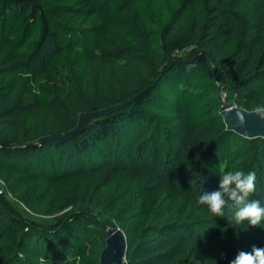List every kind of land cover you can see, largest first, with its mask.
Returning a JSON list of instances; mask_svg holds the SVG:
<instances>
[{
    "label": "trees",
    "instance_id": "1",
    "mask_svg": "<svg viewBox=\"0 0 264 264\" xmlns=\"http://www.w3.org/2000/svg\"><path fill=\"white\" fill-rule=\"evenodd\" d=\"M241 1L0 0V176L7 189L15 194L27 185L37 196L50 186L61 198L46 207L51 214L71 204L68 185L82 192L97 186L112 208L126 207L135 225L166 201L139 241H195L212 250L215 264L264 248V223L228 227L197 202L218 189L223 173L240 170L255 173L249 199L264 206V138L224 129L215 88L217 82L225 101L247 109L243 92L264 89V0L255 21L241 20ZM105 39L133 71L151 76L129 94L94 100L90 70L118 57L99 54ZM194 50L208 57L181 62ZM156 77L70 139L26 145L65 133L78 113L121 103ZM36 129L42 132L34 136ZM101 218L77 207L40 222L0 193V264H98L105 229L113 227ZM135 235L125 238L124 256ZM153 255L132 264H150Z\"/></svg>",
    "mask_w": 264,
    "mask_h": 264
},
{
    "label": "rangeland",
    "instance_id": "2",
    "mask_svg": "<svg viewBox=\"0 0 264 264\" xmlns=\"http://www.w3.org/2000/svg\"><path fill=\"white\" fill-rule=\"evenodd\" d=\"M260 1L261 0H243L240 2L239 10L242 12H240L241 20L246 19L248 21H255L259 17L261 14L259 13ZM258 23L261 24L262 22ZM182 29L183 23L180 22L177 31H181ZM117 47V44H113V42L105 39L104 46L100 49L99 54L110 55V52L116 51V53L114 52L112 54L119 58L115 57L113 61H109V64L105 65L95 63L90 70L92 81L91 97L94 100H101L102 96L108 99L114 96L129 94L137 89V87L141 86L143 81L151 76L148 72L142 74L133 71L122 59V56H119L120 54L117 52ZM187 49L188 48H185L183 51ZM211 67L213 72L215 68L213 65H211ZM215 88L220 101L222 100V102L226 104H232L238 107V105L230 103L232 100H229V102L225 101V91L217 82H215ZM234 97L239 100L240 94L235 93ZM243 99L249 103L248 109L241 106L245 110H254L257 107H261L263 106L261 102L264 100V89L261 91L259 88L245 90L243 92ZM239 104H241V102H239ZM41 132L42 129H36L34 131V136ZM158 186L159 184H157V187ZM50 189V186L38 188L37 191H41V194L35 196L33 192L31 194V190L26 185L21 188L19 192L13 194L7 189L3 178L0 176V193L4 194L12 205L17 207V209L27 217L34 218L40 222H49L55 220L59 216L67 214L77 207H86L87 210L95 213L96 216L102 217L101 219L109 222V225L118 227L124 238L128 237L129 233H136L135 240L137 243L134 245L131 253L124 256V264H132L136 261H140L142 257H145L152 251L154 255L152 256L150 264H215L212 250L209 248L204 249L200 244H194L195 241H189L188 244L177 242L175 239H165L161 237L153 240L150 245H146L141 242V240L139 241L140 234L145 231H143L144 225L155 222L156 218L161 216L163 211L167 209V205L164 206L166 201H160L163 205L162 208L156 207L155 210L152 209L147 217L140 221L139 225H135L131 216L125 211L126 207L112 208L109 203H107L105 193L97 186L91 189L89 188L88 191L85 189L82 192V188H75L72 184L68 185L65 189L72 196L71 204L62 210L48 214L45 212L47 210L46 207L52 202H58V199H61L58 192ZM38 198L44 199V203L40 204L41 201H39ZM26 201H28V204H25ZM177 217V215L168 216V218L172 220Z\"/></svg>",
    "mask_w": 264,
    "mask_h": 264
},
{
    "label": "water",
    "instance_id": "3",
    "mask_svg": "<svg viewBox=\"0 0 264 264\" xmlns=\"http://www.w3.org/2000/svg\"><path fill=\"white\" fill-rule=\"evenodd\" d=\"M199 53L207 55L206 52L200 50L190 51L185 55L181 62H191ZM156 79L157 77L152 80L150 84L146 85L140 91L128 97L121 103L94 111L78 113L74 127L65 133L59 135H42L35 141L26 145H39L43 142L55 144L70 139L76 132L87 128L97 116L109 113L128 104L131 100L145 92L148 87L154 84ZM254 110H245L244 108L232 104H226L221 100L218 114L221 117L225 130L233 131L234 133L249 139L257 137L264 138V120L260 119L255 114ZM125 251V238L120 229L118 227H107L104 234V245L98 255V264H124L123 260Z\"/></svg>",
    "mask_w": 264,
    "mask_h": 264
},
{
    "label": "clouds",
    "instance_id": "4",
    "mask_svg": "<svg viewBox=\"0 0 264 264\" xmlns=\"http://www.w3.org/2000/svg\"><path fill=\"white\" fill-rule=\"evenodd\" d=\"M255 114L264 120V107H257ZM255 173L227 171L221 175L218 189L204 192L198 198V204L207 207L214 217H223L228 221V227L237 229L247 222V227H260L264 223V206L260 200H250L256 191ZM225 207L230 214L225 215ZM231 264H264V248L252 247L250 252L239 251Z\"/></svg>",
    "mask_w": 264,
    "mask_h": 264
}]
</instances>
